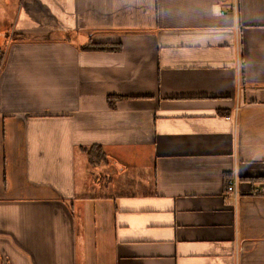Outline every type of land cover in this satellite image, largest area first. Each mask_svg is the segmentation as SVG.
<instances>
[{"label": "crops", "instance_id": "obj_1", "mask_svg": "<svg viewBox=\"0 0 264 264\" xmlns=\"http://www.w3.org/2000/svg\"><path fill=\"white\" fill-rule=\"evenodd\" d=\"M1 55L0 264H264V0H0Z\"/></svg>", "mask_w": 264, "mask_h": 264}, {"label": "trees", "instance_id": "obj_2", "mask_svg": "<svg viewBox=\"0 0 264 264\" xmlns=\"http://www.w3.org/2000/svg\"><path fill=\"white\" fill-rule=\"evenodd\" d=\"M23 35V34H22ZM26 38V37H24ZM83 49L94 50V51H120L122 49L121 44L116 43H89L84 46ZM2 55L0 56L1 62ZM120 99V96H109V103L112 106H115V101ZM83 151L86 153L90 160L92 167H99L108 163V155L101 145H93L87 148H83Z\"/></svg>", "mask_w": 264, "mask_h": 264}, {"label": "built area", "instance_id": "obj_3", "mask_svg": "<svg viewBox=\"0 0 264 264\" xmlns=\"http://www.w3.org/2000/svg\"><path fill=\"white\" fill-rule=\"evenodd\" d=\"M236 185H237V179H232L229 182V186H228V191L232 192V191H236ZM237 192V191H236Z\"/></svg>", "mask_w": 264, "mask_h": 264}, {"label": "rangeland", "instance_id": "obj_4", "mask_svg": "<svg viewBox=\"0 0 264 264\" xmlns=\"http://www.w3.org/2000/svg\"><path fill=\"white\" fill-rule=\"evenodd\" d=\"M89 162H90V160H89Z\"/></svg>", "mask_w": 264, "mask_h": 264}]
</instances>
